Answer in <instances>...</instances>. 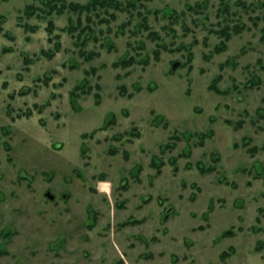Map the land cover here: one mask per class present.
I'll list each match as a JSON object with an SVG mask.
<instances>
[{
  "label": "rangeland",
  "instance_id": "1",
  "mask_svg": "<svg viewBox=\"0 0 264 264\" xmlns=\"http://www.w3.org/2000/svg\"><path fill=\"white\" fill-rule=\"evenodd\" d=\"M89 1L0 0V264H264V0Z\"/></svg>",
  "mask_w": 264,
  "mask_h": 264
},
{
  "label": "trees",
  "instance_id": "2",
  "mask_svg": "<svg viewBox=\"0 0 264 264\" xmlns=\"http://www.w3.org/2000/svg\"><path fill=\"white\" fill-rule=\"evenodd\" d=\"M138 1H141V0H133L132 2H129L128 6L129 7H135L136 5V2ZM144 1H151V0H144ZM112 8L113 10H116V11H123L125 8H123V4L121 2H118L117 0H90L88 4L86 5H75V4H70L68 6H66L65 4L62 5L59 9L56 10V7L53 6L50 8V11H49V14H52L53 12H56L58 15H61L63 14V12L67 9L69 11H72V12H78L79 15H82L84 13H87L88 16L96 13L99 9H110ZM51 26H53V24L51 23ZM142 28L147 30V31H150V28L148 27V23H147V19L144 18L143 19V23H142ZM224 35V34H223ZM150 36L152 38H157L155 33L151 32L150 31ZM229 36H226V39H228ZM225 49V44L224 43H221V46H218L216 48V53H220L222 52L223 50ZM156 55H158V53H156ZM138 63L133 57L127 59V58H123L122 60H120L119 62L116 63V67H121V68H128V67H131L133 66L134 64ZM258 63L260 65H262V61H258ZM263 70H264V67H262ZM260 81H250L248 82L245 87L247 89H253ZM123 89H121V95H124L125 92L122 91ZM210 90L216 92V93H221L219 91V89L216 87L215 84H212L211 87H210ZM131 97V96H129ZM213 135V132H210L209 134H206L204 135V137L206 136H212ZM208 137V138H209ZM200 145L203 146L204 145V141L202 140L200 142ZM245 146L248 145V142H245L244 144ZM167 148H174V146H167ZM154 165V164H153ZM155 166L156 163H155ZM158 173H160V171L158 170ZM210 211H213V203H211L210 205V208H209ZM208 217V215L205 216V219ZM208 220V218H207ZM140 221H134V220H129V224H138ZM126 226V224L124 225ZM203 229V228H202ZM228 254L224 253L222 255V259H225V257H227ZM176 262V261H175Z\"/></svg>",
  "mask_w": 264,
  "mask_h": 264
},
{
  "label": "water",
  "instance_id": "3",
  "mask_svg": "<svg viewBox=\"0 0 264 264\" xmlns=\"http://www.w3.org/2000/svg\"><path fill=\"white\" fill-rule=\"evenodd\" d=\"M175 68H176V66H175Z\"/></svg>",
  "mask_w": 264,
  "mask_h": 264
}]
</instances>
